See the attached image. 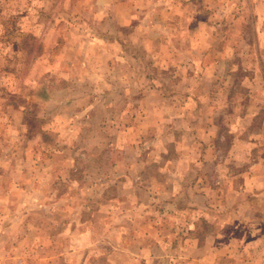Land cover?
Returning <instances> with one entry per match:
<instances>
[{"label":"rangeland","instance_id":"1","mask_svg":"<svg viewBox=\"0 0 264 264\" xmlns=\"http://www.w3.org/2000/svg\"><path fill=\"white\" fill-rule=\"evenodd\" d=\"M0 264H264V0H0Z\"/></svg>","mask_w":264,"mask_h":264}]
</instances>
